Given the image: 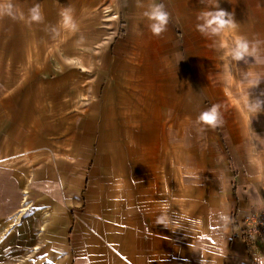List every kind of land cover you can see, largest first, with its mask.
Wrapping results in <instances>:
<instances>
[{
  "label": "crops",
  "instance_id": "crops-1",
  "mask_svg": "<svg viewBox=\"0 0 264 264\" xmlns=\"http://www.w3.org/2000/svg\"><path fill=\"white\" fill-rule=\"evenodd\" d=\"M217 7L235 26L213 33ZM67 8L111 32L54 65L29 31L64 28ZM213 105L215 129L198 120ZM16 182L22 207L0 196V217L39 223L55 264H264L243 237L264 208V0H0V191Z\"/></svg>",
  "mask_w": 264,
  "mask_h": 264
},
{
  "label": "rangeland",
  "instance_id": "rangeland-1",
  "mask_svg": "<svg viewBox=\"0 0 264 264\" xmlns=\"http://www.w3.org/2000/svg\"><path fill=\"white\" fill-rule=\"evenodd\" d=\"M91 13L92 11L82 13L71 12L72 21L76 26L74 30L65 27L61 14H59L54 16V26H56V22H58L59 25H64V28L31 30L29 32L34 33L36 36L47 38L48 45L45 48L49 53L50 63H53L54 65L57 64L56 60L59 61V65H66L65 62L62 63L60 61L59 55L64 53V59H69L67 52H71L72 49L69 42L74 41L79 42V44L75 45V49L77 50L79 45V52L86 60L88 59V56L97 52V49L100 47L98 43L92 45V38L96 41L98 36L97 33H101L102 37H108L111 32L110 28V30L107 29V27L110 26L105 25L103 19H101V21L98 20L97 24L93 20L87 19V17H91ZM109 15H106V17ZM101 17L104 18V16ZM98 25L101 29L106 27V30H101V32H99V30L96 29ZM62 46L64 50L61 49ZM82 75L83 73H81V79ZM71 76L72 75L69 72V81H71ZM20 186L21 185L17 184V182L15 184L7 183L1 185L2 190L0 191V196L15 200L16 205L13 206L15 209L22 207L21 203L24 201V193ZM4 188L6 189L3 190ZM11 208L12 205H10V207L0 206V210H3L2 212H7L8 209L11 210ZM262 211H264V208ZM262 211H260L259 214L262 213ZM12 219L13 217H11V215L7 216L5 219L0 217V264H55V260H53L50 252L46 249L47 243L39 237L40 234L38 231L34 230V225L37 224V226H39V223L26 221L25 217L22 216L17 222L18 226L16 230L13 229L9 233L8 226L11 224ZM258 239H264V237Z\"/></svg>",
  "mask_w": 264,
  "mask_h": 264
},
{
  "label": "clouds",
  "instance_id": "clouds-1",
  "mask_svg": "<svg viewBox=\"0 0 264 264\" xmlns=\"http://www.w3.org/2000/svg\"><path fill=\"white\" fill-rule=\"evenodd\" d=\"M8 9H11L13 5L9 3L7 5ZM5 14L11 15L10 11ZM30 16L31 22L33 23H42L44 20V14L42 10V6L39 3L34 4L28 12ZM148 19L151 21L150 30L153 35L159 37L164 32L167 31V25L169 23L170 14L164 8L162 4H154L151 10L146 13ZM61 18L65 23V27L75 29V24L72 21L71 9H64L61 13ZM229 26H235V20L233 14L219 9L218 7L214 11L209 12V18L206 21V27L211 28L213 33H219L223 29ZM199 31H203L201 27H198ZM248 52V44L247 41L241 40L236 48L233 50V58L236 60H240L244 58V56ZM221 118V113L217 109L216 105L202 111L198 116L199 122L208 128L215 129L217 127V122ZM158 223L163 224L164 218L163 216L158 218Z\"/></svg>",
  "mask_w": 264,
  "mask_h": 264
},
{
  "label": "built area",
  "instance_id": "built-area-1",
  "mask_svg": "<svg viewBox=\"0 0 264 264\" xmlns=\"http://www.w3.org/2000/svg\"><path fill=\"white\" fill-rule=\"evenodd\" d=\"M243 232H246L253 242L258 238L264 237V211L253 215Z\"/></svg>",
  "mask_w": 264,
  "mask_h": 264
},
{
  "label": "trees",
  "instance_id": "trees-1",
  "mask_svg": "<svg viewBox=\"0 0 264 264\" xmlns=\"http://www.w3.org/2000/svg\"><path fill=\"white\" fill-rule=\"evenodd\" d=\"M236 216V213L235 211L232 213V218H234ZM243 237H244V240H245V243H246V247H247V250L250 251L252 246H253V241L252 239L250 238V236L247 235L246 232H243Z\"/></svg>",
  "mask_w": 264,
  "mask_h": 264
}]
</instances>
